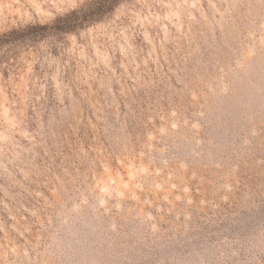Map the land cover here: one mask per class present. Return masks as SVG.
Masks as SVG:
<instances>
[{
    "label": "rangeland",
    "instance_id": "1",
    "mask_svg": "<svg viewBox=\"0 0 264 264\" xmlns=\"http://www.w3.org/2000/svg\"><path fill=\"white\" fill-rule=\"evenodd\" d=\"M0 264H264V0H0Z\"/></svg>",
    "mask_w": 264,
    "mask_h": 264
}]
</instances>
